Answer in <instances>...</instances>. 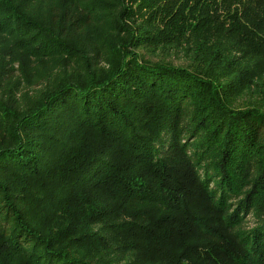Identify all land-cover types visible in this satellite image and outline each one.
Returning a JSON list of instances; mask_svg holds the SVG:
<instances>
[{
	"label": "trees",
	"instance_id": "16d2710c",
	"mask_svg": "<svg viewBox=\"0 0 264 264\" xmlns=\"http://www.w3.org/2000/svg\"><path fill=\"white\" fill-rule=\"evenodd\" d=\"M262 65L264 0H0V264H264Z\"/></svg>",
	"mask_w": 264,
	"mask_h": 264
},
{
	"label": "rangeland",
	"instance_id": "374dc122",
	"mask_svg": "<svg viewBox=\"0 0 264 264\" xmlns=\"http://www.w3.org/2000/svg\"><path fill=\"white\" fill-rule=\"evenodd\" d=\"M179 49H176L175 47H160V48H155L153 46H146V47H141L138 48V52L141 54V56L145 59H150L152 61H156V60H164V61H168L173 63L174 65H187L189 64L187 57L185 55H182L180 51H178ZM238 53V52H235ZM101 66H104L102 64H100ZM252 65L249 66V69L251 68ZM252 71L254 72L252 74H249L250 76L253 77V79L255 81H257L256 86H252L249 89H247L246 91L242 92L240 96H238L236 98V101L234 103L235 106H249L252 104H249L251 102H254L256 99H260L262 97V92H264V87H262L261 85H264V65L262 66H257L255 69H252ZM43 83L38 85V86H34L31 89L28 90L29 94H34L35 92H37L38 90L43 88ZM28 93L27 95L30 96ZM21 103L23 104L26 100L27 97L25 96H21ZM23 99V100H22ZM30 99V98H29ZM112 218H107L104 220V222H109L111 221ZM254 222V218L251 214H248L246 216V220H245V225L248 226H252ZM100 225L97 224L94 226L95 227H99ZM169 252L168 254L173 250H175V253H178L182 250V245L181 243H179L178 241H176L175 243L172 244L169 243ZM131 260V262L133 261L136 262V260L134 259V257L132 255H127V261ZM166 259V258H165ZM165 259H160L158 264H170L169 260ZM137 263V262H136ZM135 263V264H136ZM120 264H124V260H122V262ZM138 264V263H137ZM147 264V263H145Z\"/></svg>",
	"mask_w": 264,
	"mask_h": 264
}]
</instances>
